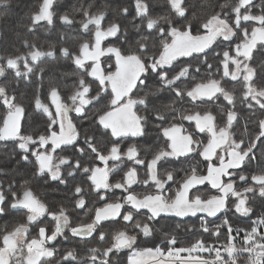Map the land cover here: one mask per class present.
<instances>
[{
    "label": "snow or ice",
    "instance_id": "obj_1",
    "mask_svg": "<svg viewBox=\"0 0 264 264\" xmlns=\"http://www.w3.org/2000/svg\"><path fill=\"white\" fill-rule=\"evenodd\" d=\"M55 2L42 0L38 11L31 16L28 31H35L41 22L53 24ZM167 3L171 14L153 16L148 0H134L133 20L140 21L134 27L137 32L143 28L146 34H142L135 47L127 51L117 46L102 47L103 41L121 31L119 23L104 25L106 10L84 11L79 28L92 39L83 40L75 49L69 46L59 48L63 57L70 59L80 72L74 89L70 95L62 96L60 88L53 85L44 100L39 94L34 97L35 109L47 115L42 132L21 134L25 108L15 92L10 93L6 86L0 85V103L6 108L0 114V141L16 142L21 151L20 160L33 163V174L37 177L68 185L70 180L83 174L89 184L87 188L82 184L73 185L71 203L76 209L85 208L90 190L99 200L105 201L102 206L89 209L94 212L90 222L74 226L69 209L63 205L50 209L28 186L29 181L25 180L21 188H16L14 181L5 188L0 181V215L9 210L24 212L23 222L16 223L11 230L5 226L0 233V264H111L110 255L124 249L131 250L128 264H236V257L244 253H248V264H264V216L243 233L239 243L237 237L242 230L233 228L224 220L223 224L211 229L207 221L201 225L203 232L217 238L221 235V228L226 230L225 243L219 247L209 245L203 239H197L189 246H178L177 238L171 234L164 235L162 246L141 248L137 244L141 235L152 236L156 224L166 216L189 217L205 213L207 217H216L234 209L236 214L250 217L253 209L249 205V194L264 198V118L257 121L258 132L247 143L244 139H234L232 129L239 115L236 96L234 90L222 85L225 78L239 82L242 85L241 103L253 114L257 107L264 111V84L258 83L264 81V72L258 75L257 68L251 64L258 46L264 53V8L260 14H253V0H235V3L226 0L220 11L203 20L194 32L185 0H167ZM8 6L10 0H0V7ZM121 12L129 15L130 9L123 7ZM59 19L69 26L75 23L66 13ZM23 43L28 49L25 53L0 56V77L13 70L16 78L27 79L37 74L35 70L41 58L57 54L55 45L45 51L28 40ZM225 44L226 47L214 57L219 78H208L190 87L181 86L191 79L193 65L184 64L177 68L174 62L181 57L203 54L201 62L212 69L208 50L214 45ZM105 56L114 57V62L104 61L102 64L101 58ZM199 70V67L194 69L195 72ZM44 72V68H39L41 77ZM153 79L156 83L151 85L149 81ZM93 83L96 84L95 90ZM165 93L172 94L169 102H164ZM221 97L228 105L227 108L221 107L222 123L217 122L216 115L210 110L201 112L177 107L185 101L194 104ZM100 104L103 107H97ZM89 106L96 109L91 116H88ZM72 113L81 119L87 116L96 131L82 133ZM150 121L156 122L155 127L165 146L146 162L135 144L122 150L121 138L144 136ZM184 121L194 122L193 132L186 130ZM96 132L115 139H109L102 148ZM199 134H205L206 141L194 138ZM258 144L262 149L261 162L257 163L260 171L245 174L241 170L256 161ZM65 146H71L75 155L56 154L58 149L64 152ZM192 154L207 162L206 174L190 167L178 181L172 170L160 172L158 165L162 161L190 158ZM89 156L90 162H82ZM125 158L132 162V166H126V170L121 168V179L110 182V174L120 168V163L116 162L123 163ZM110 161L113 162L111 167ZM141 165L145 171L143 180L138 173ZM3 172L4 169H0V173ZM233 176L245 186L238 188L236 180L231 179ZM226 177L229 179L225 180ZM206 182L218 194L202 198L192 193L197 185ZM136 183L154 187L155 191L138 196L130 191ZM172 183L177 185L174 192L171 191ZM114 189H121L127 195L109 201L108 195ZM230 196L235 198L231 205ZM142 209L149 213L143 221L136 218ZM46 215L53 222L51 229L43 221ZM117 220L127 226L106 232L104 222ZM32 228L37 229L35 236H31ZM94 233L101 241L110 237L111 243L103 249H89L88 257L82 260H78L74 248L61 254L59 261L55 259L59 251L56 243L60 239L70 241Z\"/></svg>",
    "mask_w": 264,
    "mask_h": 264
},
{
    "label": "trees",
    "instance_id": "obj_2",
    "mask_svg": "<svg viewBox=\"0 0 264 264\" xmlns=\"http://www.w3.org/2000/svg\"><path fill=\"white\" fill-rule=\"evenodd\" d=\"M42 0H10V6L0 7V56L18 55L23 54L28 49L24 46V41L28 40L30 43H35L41 50H48L51 46L55 45L57 54L52 57H43L38 62L36 73L27 79L16 78L13 70H8L7 74L0 79V85L6 86L10 93L15 92L17 100L21 104H26L29 109H33L34 97L39 94L41 99H45L48 89L55 85L61 90V94L67 95L68 89H72V80L77 79L78 70L74 67L70 59L63 57L59 52L61 46H69L73 49L77 48L79 43L83 40L92 39L90 35L84 34L79 28V22L84 19V11L87 10L91 13L98 11H107V16L103 22L105 26L109 23H119L122 31L127 35H123L124 39L119 42V46L123 51H127L130 47H135V42L144 34V29L141 28L140 32L136 31L134 24L140 23L139 20H133V3L134 0H56L54 4V11L56 15L53 19V24L48 25L46 22H41L33 32L28 31L31 25V16L34 12L38 11L39 5ZM150 6V14L165 15L171 14L167 0H148ZM188 6V19L193 24V31L197 30V26L205 20L208 16L217 11L218 6H221L220 0H215V4H211L209 0H185ZM217 7L215 11L212 9ZM123 7L130 9L129 15H124L121 12ZM68 14L73 20L72 26L66 25L61 22L59 16ZM131 24V25H126ZM63 36V39H62ZM155 51V49H153ZM39 68H44L45 72L41 77ZM46 101V100H45ZM1 114L6 110L5 106L0 103ZM2 145L1 142V147ZM3 149V148H1ZM6 157L0 158V165H13ZM151 159V158H150ZM139 178L143 179L142 173H139ZM206 198L209 194H202ZM231 205V203H230ZM253 209L254 217L259 212H264V198L259 196L253 197L250 202ZM233 210V209H232ZM147 213L142 212L137 219L146 220ZM14 216L9 215L8 219H0V233L5 226L9 230L15 225ZM90 217L86 222H90ZM228 219L229 223L236 225L238 222L244 224V218L234 219L232 217L221 216L220 219L212 221V223H219L223 219ZM127 225L122 223H108L104 225L105 231L116 230L124 228ZM129 230L131 231L130 226ZM198 223L194 219L180 221L176 219H161L156 224V231L152 236L144 237L141 235L138 238L137 244L139 247H152L153 245L159 246L164 240L165 234L183 235L180 237V244L182 246H189L197 239H203L207 243L214 242L216 246L225 243L226 232H222L219 238L209 234L197 232ZM111 243L110 237H106L101 241L94 233L89 238H72L70 241L60 239L56 243V248L59 249L56 260H60L61 254L66 250L75 249L78 260L85 259L89 255L91 248H105ZM219 243V244H218ZM131 250L124 249L119 252H114L110 255L109 259L111 264H128V256Z\"/></svg>",
    "mask_w": 264,
    "mask_h": 264
},
{
    "label": "flooded vegetation",
    "instance_id": "obj_3",
    "mask_svg": "<svg viewBox=\"0 0 264 264\" xmlns=\"http://www.w3.org/2000/svg\"><path fill=\"white\" fill-rule=\"evenodd\" d=\"M209 2L213 5L215 4V0H209ZM221 5L226 2V0H220ZM233 3H235V0H232ZM215 7V6H214ZM262 8H264V0H253V5L251 7V12L253 14H260ZM217 7L213 8L212 10L215 11ZM217 11H220V7L218 6ZM244 23H251L255 24V22H244ZM140 24V23H136ZM131 25V24H126ZM126 32L121 31L117 34L115 37H108L105 41L102 43V47L104 46H119V42L124 39V36ZM144 34H146L143 31ZM91 37V36H90ZM235 39V38H234ZM226 47L225 45H220L219 47L213 46V49L208 50V60L209 63L213 64V68L209 69L205 64H203L201 61L203 59V54H193L192 57H181L176 62H174L175 66L178 68L181 65L184 64H191L193 65V74L191 79L186 80L184 84H182V87H190L194 85L196 82H200L203 80H207L208 78H219V73L215 71L217 66V61L214 58L216 53L220 52L222 48ZM121 48V47H120ZM102 64L104 61H107L109 64H112L114 62V57L112 59H109L108 56L101 58ZM252 66L257 68L258 75L261 72H264V53H261L259 51V46L257 51L253 53V59L251 61ZM74 65V64H73ZM76 68V66L74 65ZM196 67H199V72H195L194 69ZM78 70V69H77ZM7 74V71L5 75ZM80 74L78 70V75ZM3 77H1L2 79ZM76 79L74 78L72 80V89H68L67 95H70L72 90L74 89ZM149 83L151 85H154L156 81L150 80ZM259 84H264V81H258ZM222 85L227 88L230 91L234 90V94L236 96V108L239 113L238 120L234 123L232 131L234 132V139H244L247 143L248 140H250L254 135L258 132L257 127V121L261 118H264V111L259 110L257 107L255 109V114L253 112L249 111L244 104L241 103V92H242V85L239 82L231 81L228 78H225L222 81ZM96 84L93 83V90H95ZM62 93V96H67ZM171 93H165L164 94V102H169L168 98L171 97ZM46 103H50L49 100L45 101ZM1 105V104H0ZM25 108V114L21 121V134H35L38 132H42L46 121H47V115L42 112V110H36L33 103V109H29V107L26 104H22ZM183 107L185 110H197V111H205L210 110L214 115L217 117V122L222 123L224 120V114L221 112V107L227 108V102L221 97L218 100L215 101H207V102H200L197 101L196 103H188L187 101L183 102L182 105L178 104L177 107ZM97 107H103V104L98 105ZM91 111L88 112V116H91L92 112H94L96 109L89 106ZM5 112V111H4ZM1 114V110H0ZM73 117L74 122L77 124V127L81 130V132H95V126L92 124L91 120L88 119L86 116L85 118L81 119L79 118L75 113L71 114ZM184 127L187 131L193 132L194 131V122H188L184 121ZM156 122L150 121L149 124L146 126V134L142 137H124L121 138V147L122 150H126L128 146L135 144L139 150L140 156L142 158L146 159V162L150 160L152 157V154L156 152L159 148H162L165 146L164 139L161 138L160 133L158 132L157 128L155 127ZM245 124H247V131H245ZM96 135L99 140V146L104 147L105 144L109 142V139H115L110 138L106 135H103L102 132H96ZM194 138L204 140L206 141L205 134H199L198 136H194ZM1 142L2 146L1 147ZM3 148V149H1ZM65 151L60 152V150H57L58 155H65V156H74L75 152L71 148V146H65ZM256 152V161H253L252 164L246 165L241 171H243L245 174L249 173H255L260 171V169L257 167V163L261 162V152L262 149L260 148V145H257V148L255 149ZM21 151L17 147V143L14 141H0V158L6 157L5 159L9 162H13V165H0V169H4L3 173H0V181H3L4 187L7 188V186L15 182L16 188H21L24 185V181H29V185L33 191L37 194V196L45 202L50 209L55 210L59 206L63 205L69 209V212L72 217V223L73 225H78L79 223L86 222L88 219V216H91L90 219H92L94 212L89 211V209H95L97 207H100L104 204L105 201L99 200L97 198V195L95 192H92L90 190V195L86 198L88 200V203L86 204L84 209H76L74 205L71 203L73 199V185L74 184H82L85 188L88 187L89 182L86 181L83 174L77 175L73 180H70L68 185H61L58 182H53L47 177L40 178L35 176L34 173V165L31 162H22L20 160ZM91 157L85 158L82 162H90ZM97 164H100L99 161L96 162ZM120 163V168H117L115 172L110 174V182H115L121 179V176L123 175V172L121 171V168H125L126 166L130 167L132 166V162L127 161L126 158L123 160V163ZM113 165V162H109V166L111 167ZM206 165L207 162L204 161L203 157L199 155L192 154L191 157H179L177 158H170L168 161H162L160 165H158L159 170L161 173L172 170L174 172V175L176 176L177 180L179 181L180 178H182L186 171L190 167H195L200 174H206ZM100 166H103L100 164ZM229 171H232L231 169ZM138 173H142L143 177L145 176L144 166H138ZM141 179V178H140ZM144 179V178H143ZM141 179V180H143ZM229 178H225L227 180ZM231 179L236 180V185L238 188H242L245 186L244 182L239 181L237 177L233 176ZM177 185L175 183L171 184V191L174 192L176 190ZM103 191V190H101ZM130 191L135 192L138 196H142L143 194L154 192V187L146 186L142 183H136L132 186ZM192 193L200 195L202 198V194H209L206 196V198L210 197L211 195L218 194L217 190H214L211 188L210 184L206 183L199 188L193 189ZM127 193H125L121 189H114L111 190V192L108 195V200H116V199H122L125 197ZM258 195L249 194V205L251 202V199L253 197H256ZM11 197H9L10 199ZM234 197H229V205L232 200H234ZM129 207L126 205V208ZM142 213V212H141ZM147 213V212H145ZM261 212L255 215L258 216ZM9 215L14 216V222L20 223L24 220V212L21 211H14L9 210L4 215H0L3 218V220L8 219ZM148 215V213H147ZM225 215V217L229 218L232 217L234 219L238 218H246L245 216H241L240 214H236L234 212V209L231 211H228L226 213L223 212L221 216ZM219 217V219L221 218ZM250 217H254L253 211ZM166 219H175V218H167ZM163 218V219H164ZM178 220V219H176ZM196 220V219H194ZM227 220L226 218L223 219ZM44 223L51 229L53 227V222L51 221V218L47 215L43 218ZM181 221V220H180ZM122 223L123 221L117 220L116 222H104L105 224L108 223ZM37 232L36 228L31 229V236H35ZM67 235H70V233H67ZM173 236L182 237L183 235H177L173 234ZM81 238V237H76ZM83 239V238H82ZM181 240V239H180ZM181 245V244H180ZM182 246V245H181Z\"/></svg>",
    "mask_w": 264,
    "mask_h": 264
},
{
    "label": "built area",
    "instance_id": "obj_4",
    "mask_svg": "<svg viewBox=\"0 0 264 264\" xmlns=\"http://www.w3.org/2000/svg\"><path fill=\"white\" fill-rule=\"evenodd\" d=\"M262 216H264V212H261V213H260L258 216H256V217H246V218H244V224H243L242 226H237V227H235V228H239V229L242 230L240 236L237 237V243H239L240 239H241L242 236H243V233H244L245 231L250 230L251 227L253 226L254 222H255L259 217H262ZM216 220H217V219H216ZM196 221H197V223H198V227H197L196 231H197V232L204 233V234H209V233H206V232H203V231H202V229H201V225H202L203 222L207 221V222H208V226H209L210 229H211V228H214V227H216V226H218V225H221V224H223V222H224V221H220L219 223H212V221H215V220H210V219L206 218L205 216H198V217L196 218ZM228 222H229V221H228ZM222 232H226V230H225L224 228H221V234H222ZM234 234H235V233H234ZM213 236H215V235H213ZM220 236H221V235H220ZM175 237H176L177 240H178V246H181V245H180V238L177 237V236H175ZM215 237H216V236H215ZM208 244H209V245H212V244H214V242H211V243H208ZM218 244H219V243H218ZM219 245L222 246L223 244L220 243ZM159 246H162V243H161ZM218 247H219V246H218ZM205 256H207V254H205ZM226 258H227V257H226ZM236 264H248V253H244V254H242V255H238V256L236 257Z\"/></svg>",
    "mask_w": 264,
    "mask_h": 264
},
{
    "label": "water",
    "instance_id": "obj_5",
    "mask_svg": "<svg viewBox=\"0 0 264 264\" xmlns=\"http://www.w3.org/2000/svg\"><path fill=\"white\" fill-rule=\"evenodd\" d=\"M207 183V182H206ZM205 183V184H206ZM210 184V183H208ZM204 185V184H203ZM200 186L202 185H197L194 189L196 188H199ZM211 186V185H210ZM215 190V189H214ZM141 212H147L146 209H142ZM149 214V213H148ZM223 214L222 213H219L216 217H207V215L205 213H198L197 216H189V217H176V216H166L167 218H175V219H178V220H181V221H186L188 219H196L198 216H205L206 218L210 219V220H216L218 219L221 215Z\"/></svg>",
    "mask_w": 264,
    "mask_h": 264
},
{
    "label": "rangeland",
    "instance_id": "obj_6",
    "mask_svg": "<svg viewBox=\"0 0 264 264\" xmlns=\"http://www.w3.org/2000/svg\"><path fill=\"white\" fill-rule=\"evenodd\" d=\"M0 79H1V77H0ZM241 223V222H240ZM239 222L236 224V225H232L231 223V225L233 226V228H235V227H237V226H242L243 224H240ZM90 237V236H89ZM89 237H84V238H89Z\"/></svg>",
    "mask_w": 264,
    "mask_h": 264
}]
</instances>
